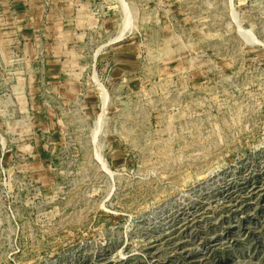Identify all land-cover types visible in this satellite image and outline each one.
Here are the masks:
<instances>
[{"label": "rangeland", "instance_id": "rangeland-1", "mask_svg": "<svg viewBox=\"0 0 264 264\" xmlns=\"http://www.w3.org/2000/svg\"><path fill=\"white\" fill-rule=\"evenodd\" d=\"M0 264H264V0H0Z\"/></svg>", "mask_w": 264, "mask_h": 264}]
</instances>
